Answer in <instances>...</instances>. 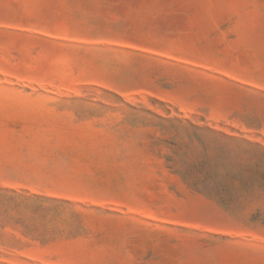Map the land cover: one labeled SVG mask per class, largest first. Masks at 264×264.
Listing matches in <instances>:
<instances>
[{
    "label": "rangeland",
    "instance_id": "374dc122",
    "mask_svg": "<svg viewBox=\"0 0 264 264\" xmlns=\"http://www.w3.org/2000/svg\"><path fill=\"white\" fill-rule=\"evenodd\" d=\"M0 264H264V0H0Z\"/></svg>",
    "mask_w": 264,
    "mask_h": 264
}]
</instances>
